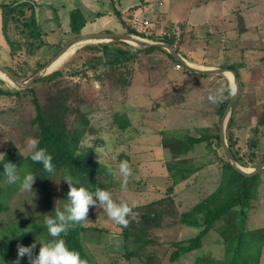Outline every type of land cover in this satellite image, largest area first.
<instances>
[{
  "label": "rangeland",
  "instance_id": "1",
  "mask_svg": "<svg viewBox=\"0 0 264 264\" xmlns=\"http://www.w3.org/2000/svg\"><path fill=\"white\" fill-rule=\"evenodd\" d=\"M248 1V4H255L251 19L257 20L261 28H254V31L259 29L264 36V0ZM235 7L234 4L229 5L226 12L235 10L232 15L237 26L243 19L240 15L242 11ZM242 8H246V3ZM238 13L237 18L235 15ZM184 14L185 11L180 15L177 13L176 18ZM90 44L53 70L85 59L88 67L85 71L33 84L32 89H27L28 93L0 96V161L5 159L10 149H15L24 161L18 166L21 176L29 171L37 175L32 185L34 193H21L19 182L8 184L5 175L0 182L9 192L3 199L7 208L0 212V251L1 247L17 242L21 236L28 238L40 226L43 233L32 238V242L36 241L33 253L37 254L39 243L51 240L44 215L54 216L56 210H63L68 204L67 181L73 187L79 186V181L72 178L61 163H53L54 174L47 173L43 184L41 176L25 161L32 151L28 140H39L42 134L37 108H44L48 124L50 118L56 119V115L63 112L64 126L70 134L68 145L75 146V150L85 154V157L94 159L95 165H102L105 170L98 180L108 187L106 190L112 193L117 203H127L131 208L126 226L116 224L103 208L95 206L89 208L85 220L70 223L69 227L77 224L82 228V245L88 257L86 264H198L196 259L202 257L216 260L218 264H264V230L258 233L264 227V173L256 176L261 186L250 202L249 206L253 204V208L247 209L245 231L249 233L246 237L249 242L241 253L232 249L227 254L221 227L223 219H220L203 235L198 249L176 261L169 259L178 246L189 243L203 232L205 211H196L197 207L202 204L203 208L204 204L207 209L210 206L208 198L222 187L225 171L220 160L223 150L216 148L215 144L222 105L229 99L228 87L225 86L218 102L212 101L210 95L206 96L207 99H196L200 106L193 105L195 99L190 92H146L142 85L136 87L132 78L138 59L136 63L134 60L120 67L91 68L94 63L92 56L100 55L101 46H98L100 43ZM258 45L262 46L261 43ZM263 49L264 46L260 51L264 53ZM9 50L0 51V64L11 69L29 59L26 62L27 71L21 74L31 77L39 65H45L61 49H56L55 54L53 52L54 55L49 56L45 54L49 50L44 47L42 51L48 56L46 58L43 55L41 58L37 55L28 58L27 54L21 53L18 59L14 58L13 47ZM241 83L242 88L246 87V82ZM0 88L12 92L17 90L1 79ZM66 96V108L62 111L65 106L58 108V99ZM54 97H57V103ZM246 105L250 106V110L246 111ZM260 108L264 106L257 107L254 97H245L244 94L226 123L227 140L232 139L240 165L248 167L247 170L264 159V134L259 131L260 125H264V116H261L263 110L260 111ZM251 124L255 126L248 128ZM193 139L200 141L188 146L189 140ZM121 161H128L132 172L127 178L126 188L121 187L123 177L118 174ZM47 186L50 189L48 195ZM89 188L92 189L89 191H95L98 187L91 185ZM183 213L188 214L187 223L181 221ZM195 221L198 225L190 224ZM129 253L140 255L128 256ZM247 254V263L239 260ZM16 260L17 248L0 253V264H14ZM203 263L208 264L207 261ZM20 264H29L27 256L20 260Z\"/></svg>",
  "mask_w": 264,
  "mask_h": 264
},
{
  "label": "crops",
  "instance_id": "2",
  "mask_svg": "<svg viewBox=\"0 0 264 264\" xmlns=\"http://www.w3.org/2000/svg\"><path fill=\"white\" fill-rule=\"evenodd\" d=\"M240 1L0 0V51L6 48L11 50L12 45L14 51L15 43L19 41V28L16 27L14 22L15 17L13 15L8 16V14L11 9L28 2L33 6L38 28L37 33L41 47L37 50L36 55L40 58L42 55L44 58L48 57L45 54L49 56L53 52L55 54L56 49L60 50L68 41L81 35L104 32L128 33L130 30H134L137 33L134 35L149 40H158V37L166 36L173 40V47L176 50H180L184 57L198 67L204 69L223 67L231 69L232 67L236 71L241 84V93L235 106L242 95L245 94V97L253 96L256 106L260 107L261 105L264 106V57H262L264 53L260 51L264 46V36L259 31L261 29L259 28V22L254 18L251 19L252 8L255 4H251L253 2L248 4L250 2L248 0L247 2ZM245 3L246 8L243 9ZM231 4L236 5L235 8L242 11L241 14L235 15L237 17L240 14L243 19L237 26L232 15L235 10L231 13L226 12V8ZM182 11H185L183 17L176 18L177 13L180 15ZM26 15V17L31 15L29 9L26 10ZM246 18L248 19L247 22H245ZM24 28L21 27V29ZM254 28L259 29L254 31ZM204 35L208 38H205ZM110 42L99 40L82 43L74 47L75 51L69 56L78 51L80 52L87 45H92L90 43H100L98 44L100 46ZM258 43H261L262 46H259ZM130 46L133 49L137 48L133 45ZM44 47L49 52L45 51V54H43ZM157 51L153 53L142 52L137 58L131 60H135L136 63L138 59V63H136L138 67L135 68L132 76L136 82L135 85L136 87L142 85L146 92L153 94H163L170 91H176L177 93L190 92L195 99L192 98L194 100L193 105L200 106L198 102L200 98L207 99L206 96L210 95L212 101L218 102L225 86L232 85V80L228 75H203L192 71V73H188L185 71L188 70L185 67L179 70L176 68L177 62L171 60L165 53ZM14 58L18 59V55ZM187 82H189V87ZM241 82L243 84L246 82V87L242 88ZM246 107V111L250 110L249 105H246ZM261 110H263L261 116H264V108H260ZM254 126L255 124H251L248 128ZM260 126V130H256L261 131L263 135L264 125ZM262 142L264 143V137ZM232 151L238 158L234 147ZM262 162H264V159L253 168ZM243 168L247 170L248 167ZM262 173L264 171L260 174ZM260 186L259 183L255 194ZM252 198L250 202L253 200ZM253 206L252 204L248 209H252ZM261 230H264V227ZM262 256L264 257V254Z\"/></svg>",
  "mask_w": 264,
  "mask_h": 264
},
{
  "label": "trees",
  "instance_id": "3",
  "mask_svg": "<svg viewBox=\"0 0 264 264\" xmlns=\"http://www.w3.org/2000/svg\"><path fill=\"white\" fill-rule=\"evenodd\" d=\"M29 9L31 11V15L29 17H26V10ZM15 14V15H14ZM13 15L14 22L16 23V27L19 28V41L15 43V49L13 52V55L16 56L20 53L27 54L28 58L30 56H36V52L41 47V42L39 41L38 33H37V24L34 16L33 6L29 4L28 2H25L23 4H20L14 9H11L8 16ZM36 26V29L33 27ZM21 27H25L24 29H21ZM21 29V30H20ZM128 33L130 34H137L134 30H130ZM37 38V39H36ZM158 40L167 41L174 44L173 40H171L169 37H158ZM100 55L97 54V56H92L91 60H94L93 65L91 68L100 67V66H108V67H120L121 65H124L128 63L129 61L133 60L138 54L142 52H148V51H160L165 53L171 60L174 62L179 63L175 59H173L165 50L159 49V48H150L147 50H142L139 48L133 49L132 46H130L127 43L123 42H110L107 44L100 45ZM14 48V46L12 45ZM120 49V50H119ZM178 51V50H177ZM29 59H26V62ZM24 62L23 65H17L18 67H13L9 69L17 78L20 80L26 81L30 76L22 75V71H27V63ZM100 62V63H99ZM43 65H39V68L36 69L32 74L36 73L39 69H41ZM87 61L85 59H81L77 62H70V65L66 68L56 70L46 76L45 78L35 82L40 83L44 81H52L57 79L58 77L68 74V75H76L78 73H81L87 69ZM232 69V67H231ZM188 73H192L189 70H185ZM227 94L230 98L232 92H231V86L227 85ZM32 89V87L29 88V90ZM29 90H25L22 92L19 91H5L0 88V96L3 95H10V94H21V93H28ZM54 101L57 103V97L53 98ZM68 100L67 96L63 99H58V108L60 106H65L66 101ZM229 99L225 101V103L222 105V110L220 114H223L224 109L227 106ZM62 109V111H64ZM45 109H38L37 108V119L39 120V124L42 128V134L39 138V144L38 147L46 149V151L52 156V163L60 164L61 166H64V168L69 170V173H71V177L75 178L78 183L79 187H84L88 190H92L89 187L95 186V188L99 189H107L108 187L103 184V182H100L98 180V176L105 170L102 165H95L94 159H91L90 157H85V154L78 153L77 150H75V146H69V133L66 132V126L65 125V118L63 112L56 115V119L50 118V124L47 123L48 117L44 116ZM197 141H200L198 139H193L189 142L188 146H193L194 143ZM232 139H228V144L232 150L234 147L233 143L231 142ZM187 146V147H188ZM216 148L222 149L220 145V139L219 134L216 136ZM233 152V151H232ZM223 168H224V177L222 180V187L219 189L218 192H216L214 195L210 196L208 198V202L210 206L206 209L203 204H200L197 207V210H204L205 212V222H204V230L203 232L198 235L195 239H192L187 244H181L178 246L171 254L169 259L171 261H176L180 257L188 256V253L192 252L195 249H198L200 247V241L203 237V235H206L210 228L218 222L220 219H223L222 226V234L225 236V247L226 252L229 255L230 251L234 249L238 253H241L244 249L245 245L247 244V234L248 232L245 231V221H246V213L247 209L250 207V199L253 197L254 193L257 191V188L259 186V183L257 182L258 177H252V178H246L242 175H240L236 170H234L231 165L228 163L227 158L225 157V154L223 152ZM236 157V156H235ZM238 160V158L236 157ZM8 161L16 164L17 166H20L24 161L22 160V156L16 151L15 149H10L7 153L5 159L3 161H0V170L3 171V165L7 163ZM26 162L29 163L30 167L34 169L40 176L43 183V178L47 174V172L43 169V165L38 162H33L30 157L28 159H25ZM240 163V161L238 160ZM244 166V165H243ZM4 174L0 177V182H3ZM44 184V183H43ZM104 187V188H103ZM50 192L49 187H46V195ZM8 191H5L4 187L0 185V212L5 210L7 206L4 203L5 195L8 194ZM1 214V213H0ZM237 218V220H236ZM182 222H188V214L183 213L181 216ZM235 221V222H234ZM190 224H194L195 226L198 225V221L196 223L192 222ZM81 229L77 224L75 226L68 227L66 233H61L59 237H51L48 235L49 239H63L65 241V244L67 247L71 250H75L79 252L80 257L85 261L88 260V257L86 256L83 245H82V232ZM42 227H36L34 231L29 235L28 238H25L24 236L19 237L17 242L12 243L11 245L6 246V248L1 247V252L11 251L12 249H16L17 245H23L26 246L29 244H32V238L39 236L43 233ZM42 231V232H41ZM262 232L259 231L258 233ZM138 241L140 239H137ZM15 255V253H14ZM134 255H140V253H129L128 256H134ZM249 254L245 256V258H240L244 263H247L249 260ZM203 259H196L198 264H204V261L212 262L213 264H218L216 260H211L209 258L202 257ZM205 258V259H204ZM232 260H235L233 258ZM237 261H239L236 258Z\"/></svg>",
  "mask_w": 264,
  "mask_h": 264
},
{
  "label": "clouds",
  "instance_id": "4",
  "mask_svg": "<svg viewBox=\"0 0 264 264\" xmlns=\"http://www.w3.org/2000/svg\"><path fill=\"white\" fill-rule=\"evenodd\" d=\"M38 144L39 141L35 138L28 140V146L32 149L30 159L41 163L47 173L54 174L52 156L46 149L38 147ZM3 174L8 184L19 182L18 190L21 193H34L32 185L37 176L34 172L29 171L21 176L19 167L8 161L3 165ZM118 174L123 177L121 187L126 188L127 178L132 174L128 161L119 163ZM67 182L69 183L68 204L63 210H56L54 216L44 215V224L51 237H59L62 232L66 233L70 223L85 220L92 206L103 208L107 216L116 224L127 225L126 217L131 212V208L127 203H117L109 190L97 188L95 191H89L84 187H73L71 182ZM39 244V251L35 255L33 250L36 248V241L29 246L17 245V260L14 264H20V260L25 256L29 264H86L79 252L69 249L63 239H52Z\"/></svg>",
  "mask_w": 264,
  "mask_h": 264
},
{
  "label": "water",
  "instance_id": "5",
  "mask_svg": "<svg viewBox=\"0 0 264 264\" xmlns=\"http://www.w3.org/2000/svg\"><path fill=\"white\" fill-rule=\"evenodd\" d=\"M99 40L108 41V42L110 41L123 42L133 45L142 50H147L150 48H159L165 50L173 59L178 61L183 67L198 74H203V75L217 74V75H228V76L232 75L233 84L232 82L231 84L233 85V91L229 98L227 106L222 114L219 124L220 145L225 154V157L227 158L228 163L240 175L246 178H252L260 174L262 171H264V162H262L252 170H246L245 168H243L236 159L234 153L232 152L226 137V123L241 93V84L236 71L227 67L212 68V69H204L198 67L194 65V63L191 62L188 58L184 57L180 52H178L169 42L162 40H149L129 33L104 32V33L81 35L68 41L49 62H47L41 69H39L33 76H31L26 81H22L19 78H17L8 68L2 66L1 64H0V73L3 74L17 88V91H25L28 88H30L35 82L51 74L54 70L51 69L55 65V63L66 53H68L72 48L82 43L99 41Z\"/></svg>",
  "mask_w": 264,
  "mask_h": 264
},
{
  "label": "bare ground",
  "instance_id": "6",
  "mask_svg": "<svg viewBox=\"0 0 264 264\" xmlns=\"http://www.w3.org/2000/svg\"><path fill=\"white\" fill-rule=\"evenodd\" d=\"M120 50V49H119ZM75 51V48H72L68 53H66L63 57H61L56 63L55 65L52 67L51 70L56 69L62 62L63 60H65V58H67L69 56V54L73 53ZM100 63V62H99ZM177 70V69H176ZM95 72V71H94ZM100 75V74H99ZM98 75V76H99ZM97 78V77H96ZM229 78L232 80V84H233V76L229 75ZM0 79L4 82L9 83L12 87L14 86L3 74L0 73ZM102 131V130H101ZM89 132V131H88ZM90 134V133H89ZM181 138V137H180ZM196 138V137H195ZM99 140V139H98ZM183 142V141H182ZM186 141H184L185 143ZM190 142V140H189ZM179 150V149H178ZM208 154V153H207ZM111 156V155H110ZM86 245V244H85Z\"/></svg>",
  "mask_w": 264,
  "mask_h": 264
},
{
  "label": "built area",
  "instance_id": "7",
  "mask_svg": "<svg viewBox=\"0 0 264 264\" xmlns=\"http://www.w3.org/2000/svg\"><path fill=\"white\" fill-rule=\"evenodd\" d=\"M182 67H183V66H182L181 64H179V63H178L177 66H176V68L179 69V70H180Z\"/></svg>",
  "mask_w": 264,
  "mask_h": 264
}]
</instances>
